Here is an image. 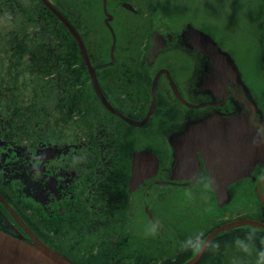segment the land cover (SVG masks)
Segmentation results:
<instances>
[{"label":"flooded vegetation","instance_id":"flooded-vegetation-1","mask_svg":"<svg viewBox=\"0 0 264 264\" xmlns=\"http://www.w3.org/2000/svg\"><path fill=\"white\" fill-rule=\"evenodd\" d=\"M255 1L253 64H238L188 23L162 32L154 22L146 56L142 45L137 52L126 45L115 64H105L86 28L89 65L108 108L88 65L72 64L65 48L73 36L64 24L54 14L26 11L24 0H2L0 231L29 245L34 236L76 264H164L190 250L192 256L198 238L163 242L143 234L139 219L157 228L165 197L194 184L207 183L214 195L212 175L226 180L233 160L242 177L226 185L228 195L257 197L264 178V0ZM154 32L164 45L148 61ZM64 50L62 64L57 52ZM45 54L50 64H41ZM154 126L158 152L144 140ZM261 188L264 195V181ZM257 203L264 221V204Z\"/></svg>","mask_w":264,"mask_h":264},{"label":"rangeland","instance_id":"rangeland-1","mask_svg":"<svg viewBox=\"0 0 264 264\" xmlns=\"http://www.w3.org/2000/svg\"><path fill=\"white\" fill-rule=\"evenodd\" d=\"M50 1L59 4L65 11H71L74 7L80 9L82 14L79 19V27L82 31H86L87 28L92 35L89 44L95 39L98 42L104 39L106 46H109L111 38L103 24V19H101L104 18V15L100 0ZM128 1L131 3L133 1L134 5L140 7L138 18H134L131 13H127L121 8L119 9L117 7H120L118 0H108V11H113L115 14V20L111 22V25L114 26L116 40L119 39V44L125 42L119 28L120 24H124L127 28L126 33L130 34L132 25L145 24L144 19L149 16L151 23L162 24L160 25L161 29L157 28L162 32L178 29L187 23L206 31L220 46L225 47L238 64H253L252 61L257 59L255 16L259 10H257L258 3L255 0ZM24 5L30 13L39 11L38 4L34 0H24ZM117 18L119 20H116ZM138 30L141 36L143 29L139 28ZM135 39H137L136 36ZM1 56L2 50L0 49V64H4ZM169 59L176 61V57ZM256 85L260 86L261 83ZM157 138L158 131L155 130V126L150 131V136L147 135L144 138L146 143L152 145L154 152H158ZM192 187H194L192 191L165 197L164 204L157 209L161 216L163 214L164 223L157 228H153L154 226L149 221L140 218L139 226L143 229V234L153 235V238L163 242L166 238L177 240L180 235L199 238L207 231L206 229L217 226L223 220L247 218L261 221L263 219L257 212L258 200H256L253 191L239 196L235 195L223 208L219 209L207 183L194 184ZM242 227H247L245 237L234 242L230 241L222 247L216 246L213 253L216 259L207 264H215L218 261L219 264H264V257L261 256V253H264V233L251 226ZM258 232L260 233L257 234ZM259 236L262 238L259 239Z\"/></svg>","mask_w":264,"mask_h":264},{"label":"water","instance_id":"water-1","mask_svg":"<svg viewBox=\"0 0 264 264\" xmlns=\"http://www.w3.org/2000/svg\"><path fill=\"white\" fill-rule=\"evenodd\" d=\"M45 5L54 13L58 16V18H60L65 24L66 26L69 28V30L73 33L79 48L81 50L82 53V57L84 60V63L88 65V67L90 68V62H89V58L86 52V49L79 37V35L77 34V32L72 28V26L66 21V19L62 16V14L52 5L48 2V0H42ZM104 4H105V0H104ZM126 7L132 9V7L128 4H125ZM110 17V16H108ZM108 18L105 19V21L107 22ZM154 36V45L152 46V48H150L149 52H148V61L152 60L153 56H154V52L157 48L162 47L164 44L160 43L161 40V35L158 33H153L152 34ZM90 74L93 80V84L94 87L97 91V93L100 95V98L106 103L104 97L102 96V93L95 81V76L94 73L92 71V69L90 68ZM159 73L156 74L154 80H153V85H152V106L150 111L154 108L155 105V99H154V90H155V86H156V82H157V78H158ZM174 89L176 90L175 85ZM177 92V90H176ZM144 157L142 152H138L137 153V159ZM212 163L214 164V160L212 161ZM237 163L233 160L232 162V166H233V171H231L227 176L228 178L226 180L221 179L220 177L215 176L214 174L211 177V186L214 188L215 190V195H216V200H217V205L218 207H221L224 203H226L228 201V194L226 191V185L236 182L238 179H240L241 175L239 173V171L235 170V166ZM213 166V165H212ZM208 170L211 172V169L208 167ZM264 178H262L261 180H259L258 184H257V193L259 195V197L261 198L262 202L264 203V197L261 193V184L263 182ZM239 225H253L259 228H264V223L254 220V219H247V218H243V219H236V220H232L230 222H227L225 224H222L218 227H216L215 229H213L212 231H210L206 237L204 238V240L202 241L198 251L187 261H185L182 264H196V262L199 260V258L201 257L203 251L205 250L206 246L208 245V243L210 242V240L219 232L228 229V228H232L235 226H239ZM0 264H74L66 259H64L63 257L59 256L57 253H55L53 250H51L48 246H46L45 244H43L42 242H40L39 240L36 239L35 242V246H31L28 245L6 233H3L0 231Z\"/></svg>","mask_w":264,"mask_h":264},{"label":"trees","instance_id":"trees-1","mask_svg":"<svg viewBox=\"0 0 264 264\" xmlns=\"http://www.w3.org/2000/svg\"><path fill=\"white\" fill-rule=\"evenodd\" d=\"M39 2V1H38ZM2 3V1L0 0V4ZM39 4H40V2H39ZM38 4V7H39V12L40 13H48V14H52L48 9H46L42 4H40L39 5ZM54 6L60 11V12H62L63 14H64V16H66V18H68L70 21H71V24L73 25V27L76 29V30H78L79 31V23H80V21H79V19H80V15H81V11H80V9H78V8H73V10H64L59 4H57V3H54ZM69 7H70V5H69ZM44 8H45V10H44ZM37 12V11H36ZM61 26L62 25H59V26H57V28L59 29V28H61ZM64 28V27H63ZM57 29V30H58ZM65 30H66V28H64ZM81 35H82V33H81ZM65 50H68V51H70V60H71V62H72V64H82V60H81V57H80V54H79V52H78V49L76 48V45H75V41L73 40V43H72V45H71V47L70 48H65ZM65 50L63 51V52H60V51H58L57 52V55H58V57L61 59V61H62V64H64V57L67 55L68 56V54L67 53H65ZM43 52L44 51H42V54H43ZM43 64H50V62H49V59H47L46 60V54H45V57H44V63ZM246 232L247 231H240V233H237L236 231L234 232V233H231V234H233V236H231V237H229L228 238V240H230V239H233V241L234 240H238V239H240V238H244L245 237V235H246ZM223 236H225V234H223V235H221V234H219L218 236H216V237H214V239L212 240V242L209 244V246H208V248L206 249V251L204 252V254H203V256L201 257V259H200V261H199V263L198 264H202L203 262H209L208 261V254H210L211 253V249H212V247L213 246H215L216 244L217 245H220L221 247L222 246H225L224 244L225 243H223V242H225L224 240H221L220 239V237H223ZM246 237H248V236H246ZM229 243V242H228ZM228 243H226V244H228ZM221 244H223V245H221ZM191 255V250L189 251V252H183V254H181V255H179V256H177L176 255V257H175V259L173 260V261H167L166 263H164V264H178V263H180V262H182V261H184L185 259H187L189 256ZM218 260V259H217ZM216 260V261H217ZM158 264H163V263H158ZM216 264H219V261L218 262H216Z\"/></svg>","mask_w":264,"mask_h":264},{"label":"clouds","instance_id":"clouds-1","mask_svg":"<svg viewBox=\"0 0 264 264\" xmlns=\"http://www.w3.org/2000/svg\"><path fill=\"white\" fill-rule=\"evenodd\" d=\"M192 247L194 249H197L198 250L199 245L198 244H193ZM261 256L264 257V253H261Z\"/></svg>","mask_w":264,"mask_h":264}]
</instances>
